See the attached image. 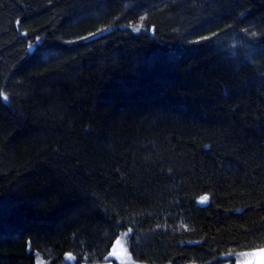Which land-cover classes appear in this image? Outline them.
Here are the masks:
<instances>
[{"label": "trees", "instance_id": "trees-1", "mask_svg": "<svg viewBox=\"0 0 264 264\" xmlns=\"http://www.w3.org/2000/svg\"><path fill=\"white\" fill-rule=\"evenodd\" d=\"M0 93V264L264 248V0H0Z\"/></svg>", "mask_w": 264, "mask_h": 264}, {"label": "rangeland", "instance_id": "rangeland-1", "mask_svg": "<svg viewBox=\"0 0 264 264\" xmlns=\"http://www.w3.org/2000/svg\"><path fill=\"white\" fill-rule=\"evenodd\" d=\"M205 196H207L209 200V196L208 195ZM252 251H245L240 253L237 257L238 259L237 264H246L247 261L257 260L258 257L247 255ZM110 259H111L110 261L104 263H94V264H133V261L131 259V252H130V231L123 232L120 235V237L116 240L110 254ZM39 264H45V263L40 261ZM84 264H90V263H84ZM224 264H229V263H224Z\"/></svg>", "mask_w": 264, "mask_h": 264}, {"label": "snow or ice", "instance_id": "snow-or-ice-1", "mask_svg": "<svg viewBox=\"0 0 264 264\" xmlns=\"http://www.w3.org/2000/svg\"><path fill=\"white\" fill-rule=\"evenodd\" d=\"M136 31H139V29H136ZM95 38H96L95 36L92 37V39H95ZM38 42H39V38H37V43ZM86 42H87V39H86ZM33 47L34 46H30L29 47V52H31L33 50ZM2 95L3 94L0 93V96H2ZM3 101L7 102L8 101V97L7 96H3ZM207 200H208L207 196H204V197L201 198V202H204V201H207ZM247 255L258 257V259L255 260V261H247L246 264H264V248L255 249L251 253H248Z\"/></svg>", "mask_w": 264, "mask_h": 264}]
</instances>
